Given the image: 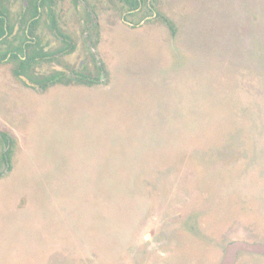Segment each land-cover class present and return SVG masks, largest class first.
<instances>
[{"label":"rangeland","instance_id":"rangeland-1","mask_svg":"<svg viewBox=\"0 0 264 264\" xmlns=\"http://www.w3.org/2000/svg\"><path fill=\"white\" fill-rule=\"evenodd\" d=\"M141 1L54 6L90 87L0 66V264H219L264 243V0Z\"/></svg>","mask_w":264,"mask_h":264},{"label":"flooded vegetation","instance_id":"flooded-vegetation-1","mask_svg":"<svg viewBox=\"0 0 264 264\" xmlns=\"http://www.w3.org/2000/svg\"><path fill=\"white\" fill-rule=\"evenodd\" d=\"M62 1L64 0H37L35 5L37 8V14L34 18L27 20L25 22V25H23L21 22L25 17L28 16L29 9L31 8V6H33V0H23L21 8L17 12H12V6L13 3H15V0H11L8 6L9 20L12 27L11 33H9V30L7 29L8 20L3 17V20L5 21V34L3 37H6L8 44H0V66L10 64L12 66V75L18 79L25 80L31 86V89H39L38 91H45L55 85H75L90 87V85L93 84L89 74H87L86 72H80L82 70V62L84 61L80 62V64L78 65V70L71 68L70 63L75 53L77 52L78 47L74 39V30L72 29L71 24L66 23L65 21L64 23L60 24V21L64 20L65 16L53 12L54 6H57V4ZM71 1L75 5L78 2H82L85 5L86 13L91 18H93L92 21L96 20V17L93 11L90 10L89 4L86 2V0ZM119 1H121V3L126 6L129 12L139 11V9L143 6L141 0ZM87 14L85 15L86 17ZM160 16L162 15L153 14L151 16V22L155 21V19ZM44 17L47 18V23L41 24ZM33 19L38 20V23L35 25H31ZM123 20L124 18L122 17L120 21L123 22ZM41 25L45 26V29L41 28ZM91 25L92 23L86 26V31H88V28ZM167 26H169L168 22ZM21 32H24L25 35V39L23 42H20ZM44 36H50L53 39L51 42L52 45H50L49 42L44 43ZM27 45L30 46L28 50L26 48ZM85 45L88 47H92L88 43V39L85 40ZM12 55H14L15 58L11 57ZM32 58L35 59V62H27V60H31ZM24 62L27 63L23 65ZM19 65H21L26 70L29 69L26 74H16V71H18L19 69ZM44 66H54L58 69L51 74L44 75L40 72L42 70V67ZM52 78L56 79V81H50V79ZM84 83H87L89 85L86 86L84 85ZM252 144L256 143L254 142ZM258 170L263 172L264 176V168H260ZM207 195V191L203 192L201 199L203 198V196L207 197Z\"/></svg>","mask_w":264,"mask_h":264},{"label":"trees","instance_id":"trees-1","mask_svg":"<svg viewBox=\"0 0 264 264\" xmlns=\"http://www.w3.org/2000/svg\"><path fill=\"white\" fill-rule=\"evenodd\" d=\"M11 0H0V38H2L5 34V28H4V24H5V21L3 20V17L5 19H7V29L9 30V33H11V22L9 20V9H8V6H9V3H10ZM36 2L37 0H33V6H31V8L29 9V14L27 17H25L23 19V21L21 22L23 25H25V22L31 18H34L35 15L37 14V8H36ZM33 11V12H32ZM26 15V14H25ZM29 17V18H28ZM38 23V20H32L31 22V25H35ZM25 39V35H24V32H21V36H20V42L24 41ZM0 44H8L7 42V39L6 37L0 39ZM29 45L26 46L27 50L29 49ZM28 55V54H27ZM11 57H14V55H12ZM35 62V59H31V60H27V62ZM20 62V60H19ZM27 62H24L23 65ZM18 71H16V74H26V72L29 70H26L25 68H23L21 65H19L18 67ZM50 81H56V79L52 78L50 79ZM0 139H1V143L3 144V146H5L4 148V152L1 154L0 156V162H3L7 168L10 170L11 169V161H12V157H13V150H14V140L11 138L10 135H8L7 133H1L0 134Z\"/></svg>","mask_w":264,"mask_h":264},{"label":"water","instance_id":"water-1","mask_svg":"<svg viewBox=\"0 0 264 264\" xmlns=\"http://www.w3.org/2000/svg\"><path fill=\"white\" fill-rule=\"evenodd\" d=\"M239 253L264 256V244L233 241L226 246L224 256L219 264H235Z\"/></svg>","mask_w":264,"mask_h":264}]
</instances>
